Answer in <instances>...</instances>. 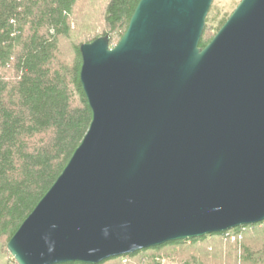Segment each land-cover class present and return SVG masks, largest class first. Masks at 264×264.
<instances>
[{
    "label": "water",
    "instance_id": "1",
    "mask_svg": "<svg viewBox=\"0 0 264 264\" xmlns=\"http://www.w3.org/2000/svg\"><path fill=\"white\" fill-rule=\"evenodd\" d=\"M213 0H139L79 47L89 127L6 243L16 264H98L264 221V0L199 41Z\"/></svg>",
    "mask_w": 264,
    "mask_h": 264
},
{
    "label": "trees",
    "instance_id": "2",
    "mask_svg": "<svg viewBox=\"0 0 264 264\" xmlns=\"http://www.w3.org/2000/svg\"><path fill=\"white\" fill-rule=\"evenodd\" d=\"M139 0H0V250L60 175L83 139L91 109L79 71L82 43L113 47ZM238 4V3H237ZM235 4V7L236 5ZM231 12L234 10V8ZM207 14L203 48L231 14ZM169 241L98 264H264V221ZM16 264L12 261V264ZM82 264V263H65Z\"/></svg>",
    "mask_w": 264,
    "mask_h": 264
},
{
    "label": "rangeland",
    "instance_id": "3",
    "mask_svg": "<svg viewBox=\"0 0 264 264\" xmlns=\"http://www.w3.org/2000/svg\"><path fill=\"white\" fill-rule=\"evenodd\" d=\"M239 2H240V0H213L212 4L210 6L209 12L213 8V10H215V12H217L219 16H222L225 13L231 12L233 7H235V4H237ZM224 241H226V240H224ZM227 242H233V241H227ZM158 260L162 264H177V261H169L166 258H161V259L158 258ZM12 261L14 262V260L12 259V257L10 255L5 254L0 250V264H12Z\"/></svg>",
    "mask_w": 264,
    "mask_h": 264
},
{
    "label": "built area",
    "instance_id": "4",
    "mask_svg": "<svg viewBox=\"0 0 264 264\" xmlns=\"http://www.w3.org/2000/svg\"><path fill=\"white\" fill-rule=\"evenodd\" d=\"M222 238L226 241H236L240 240L242 235L232 232L231 230L222 232Z\"/></svg>",
    "mask_w": 264,
    "mask_h": 264
}]
</instances>
